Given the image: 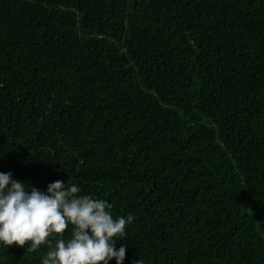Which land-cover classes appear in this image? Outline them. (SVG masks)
<instances>
[{"label":"trees","instance_id":"16d2710c","mask_svg":"<svg viewBox=\"0 0 264 264\" xmlns=\"http://www.w3.org/2000/svg\"><path fill=\"white\" fill-rule=\"evenodd\" d=\"M8 172L132 214L123 264H264V0H0Z\"/></svg>","mask_w":264,"mask_h":264},{"label":"clouds","instance_id":"9594fccd","mask_svg":"<svg viewBox=\"0 0 264 264\" xmlns=\"http://www.w3.org/2000/svg\"><path fill=\"white\" fill-rule=\"evenodd\" d=\"M30 184V183H28ZM0 173V242L36 251L47 244L41 264H123L127 245L116 250V237L123 238L134 217L113 219L112 205L103 199L78 195L80 189L63 181L48 185L47 192ZM73 226L71 239L63 234ZM55 237V240L49 237ZM141 264V261H136Z\"/></svg>","mask_w":264,"mask_h":264}]
</instances>
